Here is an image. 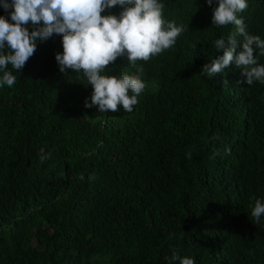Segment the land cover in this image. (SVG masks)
Returning <instances> with one entry per match:
<instances>
[{
  "label": "trees",
  "instance_id": "trees-1",
  "mask_svg": "<svg viewBox=\"0 0 264 264\" xmlns=\"http://www.w3.org/2000/svg\"><path fill=\"white\" fill-rule=\"evenodd\" d=\"M160 2L188 26L174 46L103 72L143 80L132 112L85 107L93 87L59 70V34L0 87V264H169L176 250L195 264H264V217L251 216L264 201V84L235 64L201 74L223 54L217 39L235 35L242 50L236 25L212 24L218 0ZM247 3L238 18L264 39V0Z\"/></svg>",
  "mask_w": 264,
  "mask_h": 264
},
{
  "label": "clouds",
  "instance_id": "clouds-1",
  "mask_svg": "<svg viewBox=\"0 0 264 264\" xmlns=\"http://www.w3.org/2000/svg\"><path fill=\"white\" fill-rule=\"evenodd\" d=\"M212 5L213 0H207ZM120 5L119 16L102 15L105 9ZM3 8L10 12L11 21L0 16V87L11 88L17 81L14 71L21 72L27 60L34 54L36 41H45L53 34L62 36L63 52L55 59L59 70L83 71L93 92L85 100V107L98 106L99 113L116 112L118 106L132 112L138 103V95L145 89L139 75L124 74L121 77L103 74L117 57H125L133 66L137 61H148L176 43L177 37L187 25L164 19V5L160 0H3ZM248 7L247 0H218L213 9L212 24H234L237 34L243 37L242 50L237 52L235 35L215 41L216 50L223 54L202 66L201 74L212 78L235 64L247 85L259 81L264 84V65L258 57L264 55V39L249 34L243 18L238 13ZM31 22L32 30L26 26ZM41 22H43L41 24ZM7 44V48L5 47ZM8 49L7 53L3 50ZM256 53V54H254ZM11 65L12 70H8ZM14 70V71H13ZM142 73V69L139 70ZM129 92L132 94L129 95ZM230 149L226 148L228 153ZM186 155L191 157V153ZM47 159L41 156V161ZM81 181L84 175H79ZM91 179V177H89ZM251 216L256 223L264 217V201L255 200ZM195 264L192 257H182L173 251L169 264Z\"/></svg>",
  "mask_w": 264,
  "mask_h": 264
}]
</instances>
